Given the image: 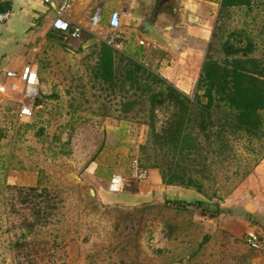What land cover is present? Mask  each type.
<instances>
[{
	"label": "rangeland",
	"instance_id": "374dc122",
	"mask_svg": "<svg viewBox=\"0 0 264 264\" xmlns=\"http://www.w3.org/2000/svg\"><path fill=\"white\" fill-rule=\"evenodd\" d=\"M209 1L216 5L198 8L189 22L201 56L223 62L228 35L245 32L242 40L255 45L251 56L264 60V0L228 17L219 15V0ZM29 34L12 47L17 62L11 67L37 66L32 118H20L17 105L0 98V264H264V213H252L249 196L257 184L247 183L264 160V127L256 136H230L216 153L204 151L207 168L193 174L200 191L167 186L162 170L149 168H165L166 157L148 143V105L125 113L123 103L133 101L136 89L121 84L118 70L112 84L95 76L102 43L84 49L47 28ZM191 81L193 98L199 80ZM168 115L158 111V129ZM69 160L86 189L68 179ZM115 175L124 180L117 194L108 190ZM21 188L50 196L35 198ZM252 232L260 236V250L246 242Z\"/></svg>",
	"mask_w": 264,
	"mask_h": 264
},
{
	"label": "trees",
	"instance_id": "16d2710c",
	"mask_svg": "<svg viewBox=\"0 0 264 264\" xmlns=\"http://www.w3.org/2000/svg\"><path fill=\"white\" fill-rule=\"evenodd\" d=\"M251 1L222 0L219 15L228 17L232 10L251 6ZM244 34L231 32L221 43L223 62L206 57L193 98L170 84L157 71L121 54L115 47L102 45L95 76L112 84L120 71L121 84L129 82L136 89L133 101L123 103L125 113L134 106L139 105L141 109V106L148 105L146 110L142 109L149 118L146 123L149 127L148 143L164 152L166 157L165 168L156 163L149 168L162 170L159 173L165 185L194 187L200 191L202 184L193 174L194 171L201 174L207 168L204 151L216 153L219 143L226 148L223 141L228 143L230 136L239 135V139H243L262 132L264 60L251 56L255 45L247 36L243 41ZM159 110L169 112L160 129L156 123ZM194 165L202 168L197 170ZM24 190L35 198L48 199L50 196L45 189L39 192L37 188H21ZM197 204L203 205L202 202ZM30 227H36L35 223H30Z\"/></svg>",
	"mask_w": 264,
	"mask_h": 264
},
{
	"label": "crops",
	"instance_id": "0c3cea01",
	"mask_svg": "<svg viewBox=\"0 0 264 264\" xmlns=\"http://www.w3.org/2000/svg\"><path fill=\"white\" fill-rule=\"evenodd\" d=\"M160 1L51 0L50 3H45L43 0H0V15L8 16L0 22V77L4 76L6 70L19 71L25 65H33L37 69L32 63L22 65L19 70L13 69L11 66L16 64L17 58L12 54V47L17 45L18 38L28 37L30 31L45 28L53 30L52 23L62 11L64 18L72 27L80 29L81 39L73 40L80 41L84 49L91 45L99 46L100 42L102 45L115 47L121 54L136 62L155 65L158 72L181 92L190 94L195 84L191 79L194 76L196 81L200 79L205 58L201 56L199 46H192V43L198 45L200 42L199 39H194L193 26L189 22L195 19L198 8H207L216 4L209 0H183L180 4L184 13L182 23L174 21V14L163 11L158 17L157 26L163 32L165 39L171 43L169 50L164 52L141 41L135 33V29L140 24L152 20L158 13ZM221 1L219 0V5ZM113 12H118L121 16L120 27L115 31L109 25ZM96 13H99L100 19L93 27L92 19ZM66 37L72 40L69 36ZM7 60L10 61L9 65L2 68L1 63ZM262 172L264 173V160L254 168L247 181L248 184L253 182L257 184L252 188L254 196H249L254 214L257 210L261 214L264 213ZM258 192L260 194H257Z\"/></svg>",
	"mask_w": 264,
	"mask_h": 264
},
{
	"label": "built area",
	"instance_id": "2783aa9c",
	"mask_svg": "<svg viewBox=\"0 0 264 264\" xmlns=\"http://www.w3.org/2000/svg\"><path fill=\"white\" fill-rule=\"evenodd\" d=\"M45 3H50L51 0H43ZM7 15H0V22L7 19ZM99 13H96L92 19V25L95 27L99 23ZM121 24V16L118 12H113L110 16L109 25L112 30L119 29ZM52 29L63 35L69 36L72 39H81L80 29L72 27L62 11L54 19ZM141 44H144L141 42ZM40 82L38 71L33 65H25L19 71H5L2 80L0 81V98L9 100L14 105L16 104L17 114L20 118L30 119L33 116L36 108L37 99L40 94ZM124 188V180L120 176H113L109 182L108 190L111 193H120ZM247 244L253 250H260L262 241L260 236L252 232L246 236Z\"/></svg>",
	"mask_w": 264,
	"mask_h": 264
},
{
	"label": "water",
	"instance_id": "95a60500",
	"mask_svg": "<svg viewBox=\"0 0 264 264\" xmlns=\"http://www.w3.org/2000/svg\"><path fill=\"white\" fill-rule=\"evenodd\" d=\"M182 1L183 0H161L158 7L159 11L154 15L153 19L144 21L135 29V33L138 35L141 41L148 43L149 45H153L164 52H167L171 43L167 39H165L163 32L159 30L157 26L158 17L163 11H166L168 13L170 12L174 14V21L182 23V21H184L182 18L184 13L182 7L180 6ZM169 30H171V28H169ZM69 164L71 167V171L68 173V179L73 184L79 185L81 188L86 189L87 184L80 177V171L77 164L70 160ZM89 195L91 197L95 196V190L93 188H89Z\"/></svg>",
	"mask_w": 264,
	"mask_h": 264
}]
</instances>
